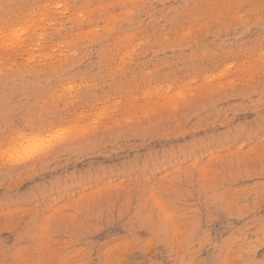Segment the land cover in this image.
<instances>
[{
    "label": "rangeland",
    "instance_id": "1",
    "mask_svg": "<svg viewBox=\"0 0 264 264\" xmlns=\"http://www.w3.org/2000/svg\"><path fill=\"white\" fill-rule=\"evenodd\" d=\"M3 27L20 37L0 49V126L43 113L100 133L51 166H0V259L18 239V264L264 254V0H0Z\"/></svg>",
    "mask_w": 264,
    "mask_h": 264
},
{
    "label": "snow or ice",
    "instance_id": "2",
    "mask_svg": "<svg viewBox=\"0 0 264 264\" xmlns=\"http://www.w3.org/2000/svg\"><path fill=\"white\" fill-rule=\"evenodd\" d=\"M123 7L131 9L133 12L141 7L138 4H126ZM17 33L10 31L8 27L0 28V49L13 48L17 46ZM59 39V37H56ZM3 75V72H0ZM176 108L180 107L179 102L175 104ZM261 116L264 117V109L261 110ZM100 129L94 124L77 122L73 125L71 122H57V114H41L39 119L33 118L24 123H9L4 121L0 126V166L5 170H21L24 168L37 169L45 165H53L58 162V158H64L67 154L73 152L77 146L83 144L92 136H99ZM264 184V179L260 181ZM158 196L162 193H157ZM154 205L157 201L153 202ZM264 207V205H262ZM168 223H165L164 214L161 213V227L166 231L173 222L171 217H167ZM262 231H264V220L261 222ZM204 231L203 229L201 230ZM133 237H129L132 239ZM27 242L17 240L16 243L11 241L5 243L3 247V259L0 264H18L15 254L17 250L23 247ZM218 245V253L210 256L203 261V264H225L223 253L228 248V241ZM211 247V244H209ZM264 248V244L255 246ZM219 257V258H217ZM126 264H134L129 260ZM140 264H152L150 260H144ZM240 264H264V254L257 257L252 249L249 250L248 256L240 260Z\"/></svg>",
    "mask_w": 264,
    "mask_h": 264
},
{
    "label": "bare ground",
    "instance_id": "3",
    "mask_svg": "<svg viewBox=\"0 0 264 264\" xmlns=\"http://www.w3.org/2000/svg\"><path fill=\"white\" fill-rule=\"evenodd\" d=\"M18 33V32H17ZM20 34H17V36H19ZM17 36H16V38H17ZM20 37V36H19ZM19 39V38H18ZM63 214V213H62ZM40 225V224H39ZM41 228V227H40ZM46 230V229H45ZM48 230V229H47ZM42 231V230H41ZM39 234H41V233H39Z\"/></svg>",
    "mask_w": 264,
    "mask_h": 264
}]
</instances>
